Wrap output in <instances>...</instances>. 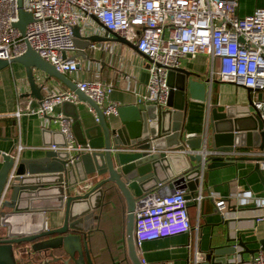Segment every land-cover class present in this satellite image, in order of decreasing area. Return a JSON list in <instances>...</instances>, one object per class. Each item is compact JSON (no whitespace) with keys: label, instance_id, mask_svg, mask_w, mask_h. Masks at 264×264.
I'll list each match as a JSON object with an SVG mask.
<instances>
[{"label":"water","instance_id":"1","mask_svg":"<svg viewBox=\"0 0 264 264\" xmlns=\"http://www.w3.org/2000/svg\"><path fill=\"white\" fill-rule=\"evenodd\" d=\"M18 17L14 26L24 35L25 26L32 16L21 8V0H18ZM92 18L101 25L96 17ZM106 33L137 51L132 41L109 30ZM73 36L79 51L96 39L92 34L82 35L78 26L73 28ZM140 54L149 60L146 55ZM63 57H66L65 53ZM11 63L21 64L28 76H33L35 68L47 78H54L74 91L78 100L94 109L96 124L83 127L77 111H63L72 119L71 130L76 143L92 149L76 153L72 161L69 152L62 150L43 148L40 155L31 157H22L20 153H0V195L7 183L4 199L0 203V264H93L88 252L84 255L77 233H87L91 229L90 221L98 219V214L93 213L103 205L106 185L117 190L125 201L124 244L127 259L130 264H141L134 239V209L140 196L156 188L160 190L158 187L164 181L158 179L159 174L182 160L183 166L175 171L174 179L166 186L183 190L186 199H191L200 187L199 166L203 162L209 169L247 158H204L203 155L212 148L234 151L246 147L264 151V122L250 97L246 106H227L223 111L212 108L210 131L200 136L184 135L181 126L183 113L189 101L206 100L210 80L183 68L169 70L167 81L170 92L166 108L158 113L156 122H152L153 118L136 105H122L118 108L121 124L112 126L100 107L79 90L75 82L42 59L30 46L27 45L19 56L0 59V71ZM30 86L32 93L37 94L34 82L30 81ZM244 88L248 93L253 91L251 87ZM69 105L74 106L72 102L62 103V107ZM44 132L48 146L66 144L59 129L44 128ZM250 158L256 161L254 171L264 185V174L260 169L264 156ZM58 210L62 211L61 223L49 226L51 212ZM214 214L221 218L216 224L226 225L222 238L224 243L211 245L204 259L197 264H231L229 257L241 258L244 253L253 256L259 250L264 252V218L263 237L243 241L240 236L230 235L229 219L225 215L219 211ZM249 242L259 243L260 246L248 249ZM83 249L87 251L86 241Z\"/></svg>","mask_w":264,"mask_h":264},{"label":"built area","instance_id":"2","mask_svg":"<svg viewBox=\"0 0 264 264\" xmlns=\"http://www.w3.org/2000/svg\"><path fill=\"white\" fill-rule=\"evenodd\" d=\"M21 8L32 16L24 35L14 26L19 19L18 0H0V59L9 60L21 55L28 45L59 72L76 71L78 61L67 56L77 50L73 28L78 26L82 35H91L88 21L94 16L104 30L132 41L137 51L149 58L148 79L139 102L155 106L158 113L165 109L170 92L169 70L178 68L185 57L204 54L210 59V84L218 65L217 79L220 82L251 87L252 92H260L252 103L264 122V7H256L242 17L238 14V0H21ZM89 46L101 48L96 41L90 42ZM64 53L66 57H63ZM33 71L44 94L38 106L28 108V111L44 118L53 113L55 106L78 101L74 91L50 89L43 72L35 68ZM76 85L105 116L118 114L119 104L109 99L112 84L85 79ZM88 108L96 118L94 109L89 105ZM19 114L20 108L16 111V115ZM54 122L59 124L66 144L42 148L67 151L71 161L76 153L92 150L88 145L76 143L69 117L59 113ZM255 149L240 153L237 149L212 148L203 157L264 156L263 150ZM199 168L202 175L205 163ZM260 169L264 171V160L260 162ZM6 187L7 183L1 192L0 203ZM160 191L154 189L136 201L134 239L137 250L144 241L184 233L191 228L187 213L189 199L184 191L173 189L165 194ZM202 192L200 185L197 194L191 197L197 204L203 198ZM244 195L251 198L248 191ZM256 201L263 208L264 198ZM216 207L224 209V200H218ZM263 218L264 212L256 220L263 222ZM204 256L205 252L196 251L194 264L202 261ZM140 261L147 264L143 258ZM250 264H264V252L254 253Z\"/></svg>","mask_w":264,"mask_h":264},{"label":"crops","instance_id":"3","mask_svg":"<svg viewBox=\"0 0 264 264\" xmlns=\"http://www.w3.org/2000/svg\"><path fill=\"white\" fill-rule=\"evenodd\" d=\"M256 7H264V0H238V14L241 17L252 13ZM88 29L92 30V35L96 36L94 41L100 43L101 48L91 49L88 45L82 51L76 50L75 53L68 54L67 56L76 58L79 68L64 74L75 83L85 79H98L112 84L113 89L109 94V99L116 101L119 107L136 105L144 114L153 118L152 122H156L158 115L156 107L138 101L140 94L145 92L148 60L126 44L112 39V36L106 33V30L95 19H89ZM11 64L0 71V153H20L22 157L40 155L42 147L48 146L44 128L59 129V124L54 122V118L59 113L64 115V112L77 111L83 127L96 124L95 115L89 110L86 102L81 100L73 103L74 106L62 107V104H59L55 106L52 114L44 118L28 111V108L38 106L44 93L33 74V76H28L21 64H15L18 66ZM179 67L202 79H208L210 59L204 54L185 57L181 60ZM44 77L47 78V75L44 74ZM217 80L207 85V97L204 102L189 101L181 119L185 136H200L207 130H211L212 108L223 111L227 106H246L249 97L255 100L260 96L259 91L248 93L240 85ZM30 81L34 82L35 88L38 89L37 94L32 93ZM218 83L220 85H217ZM46 85L50 89H68L54 78H47ZM18 108H20V114L17 116ZM69 118L72 124V119ZM106 120L112 126L121 124L118 114L106 116ZM20 146V151H18ZM249 150L256 149L237 148V152L240 153ZM241 156L247 158L237 159L232 164L222 167L205 168L200 176L203 198L199 204L192 198L187 203L190 230L142 242L138 248L139 257L143 258L147 264H194L196 251L206 253L211 245L224 243L222 238L226 232V225L216 224L221 218L214 214L215 211L221 212L226 219H229L228 228L231 236H240L243 241L261 239L263 225L256 218L264 212V209L257 204L256 200L264 198V185L254 171L256 161L250 158L259 156L238 154L235 157ZM1 162L0 154V167ZM188 162L191 164L189 160ZM183 164L182 160H178L172 166L173 168L159 174L158 179L164 181L158 187L161 190L160 193L165 194L173 190L169 189L166 184L174 179L175 171L179 170ZM92 181L94 178L89 180L90 183ZM246 191L250 192L251 198L244 195ZM196 194L197 192L193 193L192 197ZM220 199L224 200L225 208L218 210L216 202ZM51 216L48 221L49 226L61 223L62 211H52ZM259 246V243L249 242L247 244L248 249H255ZM121 255L122 253H119L116 262ZM251 258V254L244 253L241 258L229 257L228 259L231 264H250ZM105 262L110 264L111 259L106 258Z\"/></svg>","mask_w":264,"mask_h":264},{"label":"trees","instance_id":"4","mask_svg":"<svg viewBox=\"0 0 264 264\" xmlns=\"http://www.w3.org/2000/svg\"><path fill=\"white\" fill-rule=\"evenodd\" d=\"M106 194L103 198V205L98 210L99 231L97 237L92 242V254L95 264H107L106 258L111 259L110 264H130L127 259L126 249L124 244L123 221H124V201L122 195L110 185H106ZM117 213V214H115ZM108 215L110 221L108 222ZM113 216V219H112ZM119 225V236L115 237L113 223ZM117 227V226H116ZM120 239V241H118ZM119 253L121 257L116 262ZM109 264V263H108Z\"/></svg>","mask_w":264,"mask_h":264},{"label":"flooded vegetation","instance_id":"5","mask_svg":"<svg viewBox=\"0 0 264 264\" xmlns=\"http://www.w3.org/2000/svg\"><path fill=\"white\" fill-rule=\"evenodd\" d=\"M123 201H124V199H123ZM124 205H125V201H124ZM96 214H98L97 210L94 211L93 215H96ZM98 216H99V214H98ZM98 222H99V217H98V219H94L93 222L90 221L89 225H90L91 229H89L87 233L82 232V231H79L77 233V234H79L81 241H82V250H83L84 255H86V252H88L93 264H95V263H94V256L92 254V250H91L92 247L91 246H92V242L97 237V234L99 231ZM85 241L87 243V251H85V249H83V243ZM56 255H59V254L56 253ZM43 261H44V259H43Z\"/></svg>","mask_w":264,"mask_h":264},{"label":"rangeland","instance_id":"6","mask_svg":"<svg viewBox=\"0 0 264 264\" xmlns=\"http://www.w3.org/2000/svg\"><path fill=\"white\" fill-rule=\"evenodd\" d=\"M92 49V48H91ZM15 64H18L19 65V63H13V64H11V65H15ZM18 65H15V66H18ZM217 70H218V65H216V67H215V76H214V80H217ZM217 81H219V80H217ZM217 85H220L219 83L217 84ZM255 97V96H254ZM124 207H125V205H124ZM97 210H99V209H97ZM125 213H126V210H125V208H124V221H123V233H124V225H125ZM115 214H117V213H115ZM112 219H113V216H112ZM108 222H111L110 221V216L108 215ZM113 226H114V230H115V232H116V234H115V237L117 238V236H119V229H120V227H119V225H116V223L114 222L113 223ZM117 226V227H116ZM118 241H120V239L118 240Z\"/></svg>","mask_w":264,"mask_h":264}]
</instances>
